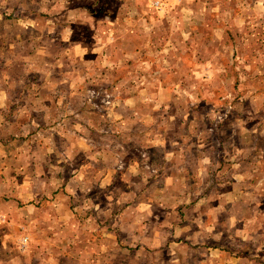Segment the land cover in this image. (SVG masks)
<instances>
[{
	"label": "rangeland",
	"instance_id": "rangeland-1",
	"mask_svg": "<svg viewBox=\"0 0 264 264\" xmlns=\"http://www.w3.org/2000/svg\"><path fill=\"white\" fill-rule=\"evenodd\" d=\"M49 1L51 9L48 8ZM35 3L36 6L33 5ZM45 3L43 0H0V18L14 22H5L8 27L0 33V50L4 51L6 59L11 52L18 51L20 59L31 56L28 43L23 48L20 46L34 34L31 30L28 32L27 28L31 26L28 17L45 10L49 16L53 14L57 20L61 19L55 24H35L43 29L44 35L51 33L56 42L52 51L54 55L49 53L45 57L52 59L50 65H57L60 59L89 69L82 76V82L78 81L79 72L65 68L63 64L61 70L53 67L50 73L54 78L69 81H64L58 92V95H66L57 108V113L62 115V134L60 136L58 132L60 125L55 129L52 127L49 138L56 148L51 155L54 176L60 172L61 177L70 179L82 164H85L84 173L90 174V162L84 160L85 155L93 152L76 153L73 151L75 143L78 149L82 148L81 144H98L106 148L112 146L115 150L94 157L93 162H97V157L102 163L94 173V184H91L92 178L89 180L87 199L77 195L81 190L80 184H66V189L59 182L50 186L52 192L61 188L67 191L66 198L60 194L53 199L58 203V199H62V210L72 209L75 212L73 217L83 219L82 225L65 231L59 226L60 216L55 214L50 217L51 223L47 228L37 227L33 232L26 229L16 232L0 230V238L7 240L3 251L7 255L26 256L16 264H28L31 253L37 258L34 264H65L60 251L65 244L63 240L68 238L73 253L66 264H97L91 261L98 250L93 241L103 235L107 239L109 227L110 231L116 232L125 207L138 201L131 195L122 198L123 194L140 190L152 193L157 188L165 193L164 188L154 186V179L164 185L158 177L161 171L165 172L170 164L180 161L177 143L214 146V169L232 165L227 157L226 160L221 159L224 156L220 154L223 152L220 145L226 143L227 146H236L234 148L238 152L241 150L243 179L260 177L252 185L246 184V226L251 229H256L258 224L264 227V198L259 209L256 199L258 181L264 180V0H46ZM69 26L74 31L73 37L67 36ZM0 58L3 67L5 60L2 56ZM36 61L38 70L45 59L37 56ZM20 64L26 67L25 63ZM23 69L19 67L18 72ZM26 74V80L35 78L36 83L45 86L43 94L45 88L52 87L46 83L50 80L46 72L30 71ZM111 84L114 87L108 89ZM53 93L52 90L50 95ZM82 105L85 111L80 114L78 110ZM27 106L25 103L21 113L37 119L39 124L41 113L30 111L28 114ZM142 118L150 119L151 123H142ZM128 125L130 129L125 130ZM60 146L62 150L68 148V156L62 159L61 169L58 168L57 157ZM47 147L46 142L44 146L41 143L37 159L48 152ZM113 162L115 177L111 179L113 169L112 172L107 169ZM130 163H139L146 173L127 177L132 170ZM191 170H195L194 164ZM187 176L189 181H185L183 186L194 184L193 176ZM177 179L180 184L182 177ZM186 189L183 188L182 195ZM171 193L170 199L164 200V205L177 202L180 215L184 220L189 218L190 222L191 215L186 213L191 205L188 197L181 195L178 199V194ZM260 194L264 195V181ZM107 195H110V200L104 197ZM70 220L75 221L74 218ZM90 221L107 230L96 231ZM247 234L250 236L245 231L244 238ZM29 235L35 236L33 244L28 239L27 245L23 246V240L30 238ZM43 238H47L49 243L37 247ZM251 238V245L244 246L239 240L240 247L236 248L238 252L243 248L240 254L245 258L232 256L233 260L227 264H264V246H261L264 245V232ZM255 242L261 244L260 249L253 246ZM224 243H228L229 249H235L230 241L224 240ZM123 249L126 251L122 252L117 247L115 254L119 255L118 259L123 260L126 254L148 255V262L132 264H199L197 262L204 258L201 254L190 253L185 246L170 251L148 249V252L137 253L129 248ZM76 251L83 253V260H77ZM5 253L2 255L4 258L7 257ZM44 255L51 257L43 261ZM187 256L195 259L186 262ZM172 257L179 258L181 262L167 261ZM116 264L123 263L117 260Z\"/></svg>",
	"mask_w": 264,
	"mask_h": 264
},
{
	"label": "crops",
	"instance_id": "crops-1",
	"mask_svg": "<svg viewBox=\"0 0 264 264\" xmlns=\"http://www.w3.org/2000/svg\"><path fill=\"white\" fill-rule=\"evenodd\" d=\"M43 1L45 3L46 0ZM33 5L36 6V3ZM28 7H30L29 4ZM48 8H53L51 7V3L48 5ZM50 15L43 10V13H35L28 17V21L31 22V26L27 28L28 32L31 30L34 34L20 44L21 48L26 43H28L29 48L31 47V56L28 55L27 59H20L17 56L18 54L20 55L19 51L17 53L11 52L10 57L6 59L4 58V51L0 50V56L5 60V63L3 62L5 65L3 67H1L2 64L0 65V230L6 229L16 232L26 229L28 232H33L37 227L47 228L51 223L50 217L53 218L55 214L60 216L59 226L65 231H69L71 227L82 225L83 219L79 220L73 217L75 212L72 209L62 210V204H60L62 199L56 197L59 203L53 199L57 195L61 196L60 194H63L62 197L66 198L65 194L67 191L61 188L58 190L59 193L58 191L52 192L50 186L53 182H59L60 184L63 183L66 189V184H80L81 190L77 195L82 196V198L86 196L87 199L90 185L89 180L93 179L94 173L96 174L97 171L96 168L102 163L97 157V162H93L94 157L115 150L112 146L106 148L107 146L98 144H81L82 148L78 149V144L75 143L73 151L85 152L88 150L89 152H93L85 155L84 160L88 163L90 162L88 166L90 172L88 173L92 174L93 172L92 177H90V174L84 173L85 164H82L80 169L77 168L76 173L71 175L70 179L65 176L61 177L60 172L57 175L55 173L54 176L51 155L56 148L51 144L49 138L52 135L51 130L57 128L59 125L60 130L58 132L60 136L62 134V115L61 113H57V108L62 105V97L66 95H58V92L60 91V87L65 84L63 82L68 81V79L54 78L50 73L53 72V67L61 70L63 64L65 68L68 67L74 72H79L80 77L78 81L82 82V76L89 69L80 65H71L64 60L60 61V59H58L57 65H50L52 59L45 57L49 53L52 56L54 55L52 51L55 49L56 42L53 41L51 33L44 35L42 33L43 29L35 25H40L43 22L55 24L56 21L61 20H57L53 14ZM7 21L14 23L13 20L8 18H0V33H3L5 27H8V25H5ZM69 31L71 34L69 33L67 36L73 37L74 31L70 26ZM20 46L18 45L19 50ZM37 50L38 54L36 53ZM37 56L44 57L45 59L43 66L38 70H36ZM56 57L57 53L54 58ZM10 58L11 60L8 62ZM20 62L25 63L26 67L21 65ZM19 67H23L24 69L18 72ZM30 71L40 74H45L46 72L49 75L48 78L50 77V80H47L46 83L52 85V87L45 88V94H43L45 86L43 87V84L36 83L35 78L26 80L25 77L28 75L26 73ZM62 72L64 73V71ZM23 73L25 74L22 78ZM37 88L38 90H36ZM52 90L54 93L50 95ZM54 94L56 96H53ZM131 96L134 97V95ZM25 103L28 105V114L30 111L32 113L37 111L41 113L39 124L36 122L37 119H31L30 115L21 113V109L25 106ZM83 110L85 111V107L82 105L78 113L81 114ZM55 116L58 118H55ZM33 118L35 117L33 116ZM143 122L151 123L150 119L147 118H142ZM127 129H130L129 125L125 127V130ZM77 134L76 132L75 135ZM45 142L48 145L46 148L48 152L43 156L39 155L37 159L38 149H40L41 143L44 146ZM177 144L176 149L177 153H180V161L174 162L173 165L170 164V167L165 172L161 171V175L158 177L164 185L159 184L158 179H154L157 184L154 186L159 185L158 187L164 188L165 193L162 194L163 190L161 192V190H158L159 188H157L156 192L152 193L144 190L136 193L126 191L122 198L131 195L132 197H136L138 201H134L125 207L124 212L120 215V227L116 232L110 231L109 227L107 239H104L105 235H103L100 239L93 241L95 249L97 247L98 250L96 257H91L92 262L97 264H116L117 260L123 264L148 262V255L145 254L143 256L142 254H126L123 260L118 259L119 255L115 254L117 247L122 252L126 251L123 248H129L130 251L137 253L140 251L148 252V249L170 251L174 248L185 246L190 253L204 256L203 259H199L200 261L197 262L199 264H227V261L233 260L232 256L237 258L243 257L240 254L243 253V248H239L241 252H238L236 249L239 246V240L244 246L251 245V237L263 234L264 227L262 225H256V229L246 226L244 218L246 205L244 201L245 188L248 189L246 184L252 185L253 181L260 177L256 175L253 178L252 176H248L246 181L243 179L244 170L243 158L240 157L242 155L241 150L239 153L237 148H234L236 147L234 145L227 146L226 143L220 145V151H223L220 154L224 156L221 159L226 160L225 158L227 157L232 162V165H229L230 168L214 169V146L209 147L207 143L194 145ZM67 151L68 148L62 150L61 146L58 149L59 169L62 167V159L68 156ZM259 160L261 159L259 158ZM81 162L84 163L83 161ZM193 164L195 165L194 171L191 170ZM110 165L111 168L109 166L107 170L109 172L113 169V172L111 171V179L112 177L114 179L115 164L113 162ZM129 165L132 166V170L128 172L127 177L134 178L141 175V173H146V170H143L139 163H130ZM258 166L259 164L257 168ZM186 169H189V171L187 172ZM187 175L193 176L194 184L183 186L185 181H189ZM179 176L182 177L180 184L177 179ZM95 179L91 180V184L93 183L92 181L95 182ZM263 181V178L258 181L259 186L256 194L258 201L257 209L262 205L261 199L264 198V195L260 194V187ZM184 187H187V189L185 190V195H182ZM42 188H48V190H42ZM171 192L178 194V199L181 198V195L183 198L188 197L191 205H189L190 211L186 213H190L191 215L190 222H188L189 218L184 220L183 216L180 215L179 208H176L178 206L177 202L174 204L172 202H165L166 205H164V200L170 199L169 194L172 195ZM166 193H168L167 196H165ZM104 197L110 200V195ZM91 201L94 203L93 200ZM175 201L177 200L175 199ZM83 213L82 211L81 214ZM72 218L75 219L74 223L70 220ZM91 221V227L95 228L96 231L98 229L103 232L107 230L105 227L96 225L95 222ZM250 222L252 223V220ZM189 226L191 228L187 229ZM245 231L250 233V236L247 234V238L243 236ZM29 236L30 238L28 239L29 241L31 239V243L33 244L35 236ZM4 239L0 238V264H16L26 257L25 255H20V257L17 255H7L5 250L3 251V247L7 241ZM224 240L230 241L235 249H229L228 243H224ZM253 240L256 241V239ZM43 241L40 240L37 247H41L43 244L45 246L46 243H49L47 238H43ZM63 243L65 244L62 247L63 250L60 251V255H62L67 263L68 257L73 253V250L70 251L71 244L68 238H65ZM260 245L256 242L255 244L253 243V246L259 249L261 248ZM132 248L135 249L131 250ZM4 253L7 255L6 258L2 257ZM76 254L78 261L83 260V253L76 251ZM193 256H187L186 262L193 261L195 259H191ZM50 257L51 255H44L41 260L45 261ZM155 259L157 260L159 257L156 255ZM163 259L165 260V258ZM34 261H37V258L31 253L28 264H34ZM167 261H171V263L181 262L179 258L174 257ZM157 262L159 261L157 260Z\"/></svg>",
	"mask_w": 264,
	"mask_h": 264
},
{
	"label": "built area",
	"instance_id": "built-area-1",
	"mask_svg": "<svg viewBox=\"0 0 264 264\" xmlns=\"http://www.w3.org/2000/svg\"><path fill=\"white\" fill-rule=\"evenodd\" d=\"M27 243H28V238H25V239L23 240V246H26Z\"/></svg>",
	"mask_w": 264,
	"mask_h": 264
},
{
	"label": "trees",
	"instance_id": "trees-1",
	"mask_svg": "<svg viewBox=\"0 0 264 264\" xmlns=\"http://www.w3.org/2000/svg\"><path fill=\"white\" fill-rule=\"evenodd\" d=\"M113 87H114V85H113ZM113 87H112V84H111V85L108 87V89H111V88H113Z\"/></svg>",
	"mask_w": 264,
	"mask_h": 264
}]
</instances>
